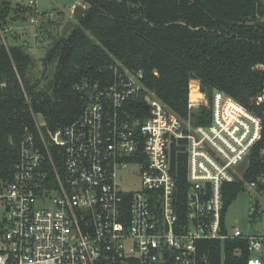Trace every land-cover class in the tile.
Returning <instances> with one entry per match:
<instances>
[{
    "label": "built area",
    "instance_id": "2783aa9c",
    "mask_svg": "<svg viewBox=\"0 0 264 264\" xmlns=\"http://www.w3.org/2000/svg\"><path fill=\"white\" fill-rule=\"evenodd\" d=\"M3 2L11 7L9 21L54 17L38 9V0H0V8ZM8 31L0 20L1 36ZM143 77L142 70L117 63L108 79L79 84L82 113L55 130L32 111L36 130L24 133L11 179L0 177V264H213L206 241L221 243L224 263L225 243L233 239L240 243L233 255L245 251L247 264H264V224L262 234L230 230L223 189L241 182L242 190L249 184L264 191V172L245 177L257 148L264 163V83L257 112L218 89L207 96L192 79L187 114L180 116ZM179 154L187 170L183 198ZM129 171L136 188L122 183ZM259 203L256 197L253 219L261 214Z\"/></svg>",
    "mask_w": 264,
    "mask_h": 264
},
{
    "label": "trees",
    "instance_id": "16d2710c",
    "mask_svg": "<svg viewBox=\"0 0 264 264\" xmlns=\"http://www.w3.org/2000/svg\"><path fill=\"white\" fill-rule=\"evenodd\" d=\"M84 1L88 3L85 15L71 31L58 36L48 33L51 43L44 66L56 65L46 89L39 90L38 81L29 77L34 60L23 44H0L1 179H11L24 133L36 130L32 111L42 113L52 130L67 125L85 105L76 87L101 77L108 79L117 63L142 70L143 82L180 116L187 114L192 79L200 81L209 97L218 89L246 108L260 110L257 94L264 71L257 65H264V27L249 23L264 20V0ZM9 8L6 2L0 8V20L5 24L9 23ZM55 17L43 21L54 23ZM202 113L209 115L204 109ZM263 143L264 130L259 146ZM186 171L185 157L179 154L177 183L182 198ZM263 172L257 148L245 177L256 179ZM223 189L227 207L243 188L236 182ZM180 214H185L183 204ZM239 244L234 239L225 243L222 263L221 243L205 242L212 248L213 264H247L245 251L241 256L232 254ZM241 244L244 248L245 243Z\"/></svg>",
    "mask_w": 264,
    "mask_h": 264
},
{
    "label": "rangeland",
    "instance_id": "374dc122",
    "mask_svg": "<svg viewBox=\"0 0 264 264\" xmlns=\"http://www.w3.org/2000/svg\"><path fill=\"white\" fill-rule=\"evenodd\" d=\"M78 4H82L86 11L88 3L84 0H38V9L41 12L55 14L54 20L56 21L54 23H48V21L43 20H40L38 23H31L28 19H11L8 23L10 31L6 33L5 37H2L0 34V44H23L27 52L32 55L34 62L30 68L29 77L34 82L38 81L37 86L39 90L47 88L48 82L54 76L56 65V63H49L46 69L44 66L47 47L51 43L48 33L51 31L53 36H58L62 34V28L67 21L73 20L74 23H77L79 20H74L73 10ZM36 114L38 121L40 123L44 122L42 113ZM122 183L127 188H136L139 185L137 184L136 174L133 171H129L124 175ZM256 197L260 201L259 209L261 210V214L253 219L251 206ZM4 216L5 210L0 208V221L3 220ZM252 219L253 221H251ZM225 222L230 230H233L234 227H239L245 235L262 234L264 224V191L259 193L247 184L245 189L240 191L227 206Z\"/></svg>",
    "mask_w": 264,
    "mask_h": 264
},
{
    "label": "water",
    "instance_id": "95a60500",
    "mask_svg": "<svg viewBox=\"0 0 264 264\" xmlns=\"http://www.w3.org/2000/svg\"><path fill=\"white\" fill-rule=\"evenodd\" d=\"M85 15V7L82 4H78L74 10H73V18L74 20H79L81 19L83 16ZM182 24H184V22H181ZM74 21L70 20L67 21L64 25V27L62 28V33L66 34L70 29H72L74 27ZM249 24L252 25H257L260 27H264V20H257V21H252ZM195 29H199V28H195ZM29 103L31 101H28ZM176 150H177V146L176 143L173 141L172 143V152H171V171L174 174L175 173V167H176ZM247 164V159H245L243 161V163H241V165L239 166V168L242 170L245 168Z\"/></svg>",
    "mask_w": 264,
    "mask_h": 264
},
{
    "label": "bare ground",
    "instance_id": "6f19581e",
    "mask_svg": "<svg viewBox=\"0 0 264 264\" xmlns=\"http://www.w3.org/2000/svg\"><path fill=\"white\" fill-rule=\"evenodd\" d=\"M198 95H199V94H198V93H196V92L193 94V96H194V97H196V96H198Z\"/></svg>",
    "mask_w": 264,
    "mask_h": 264
}]
</instances>
